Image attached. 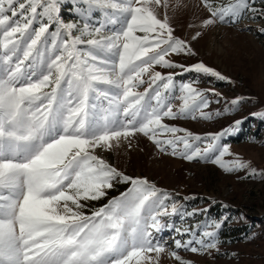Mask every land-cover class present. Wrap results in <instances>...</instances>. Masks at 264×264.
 Segmentation results:
<instances>
[{
	"label": "snow or ice",
	"instance_id": "obj_1",
	"mask_svg": "<svg viewBox=\"0 0 264 264\" xmlns=\"http://www.w3.org/2000/svg\"><path fill=\"white\" fill-rule=\"evenodd\" d=\"M72 3L77 18L65 22L60 0H0V264H158L166 250L193 264L181 249L219 254L227 212L212 218L209 205L188 210L193 194L181 199L97 153L143 136L159 152L257 175L247 161L222 159L229 145L221 138L244 117L203 133L165 122L212 120L221 112L206 111L211 103L224 99L223 112L234 113L243 98L228 100L162 69L228 80L202 60L185 65L171 55L197 56L194 42L218 23L264 18V0H201L207 15L188 25L187 38L175 34L168 12L180 0ZM97 11L102 22L90 24ZM118 183L126 187L109 197ZM189 218L195 222L184 225ZM163 229H174L171 240L158 238Z\"/></svg>",
	"mask_w": 264,
	"mask_h": 264
},
{
	"label": "rangeland",
	"instance_id": "obj_2",
	"mask_svg": "<svg viewBox=\"0 0 264 264\" xmlns=\"http://www.w3.org/2000/svg\"><path fill=\"white\" fill-rule=\"evenodd\" d=\"M60 2L63 5L65 0ZM168 3L175 4L176 0H168ZM72 8L69 9V14L76 16ZM159 11L162 13L163 9ZM168 12L176 25L175 34L182 38L191 35L189 24H196L199 18L207 15L201 0H180V7L176 10L169 8ZM59 15H64L62 8ZM98 20H103L101 13L99 16L92 14L89 23L95 24ZM260 28H264V18L261 17L242 18L235 24L218 23L215 27H209L194 42L197 56L171 55L174 61L185 65L202 60L229 77L228 80L204 77L196 72H183L179 68L162 69L175 73L177 80H196L195 86L198 88H215L228 100L236 96L243 98L234 113L223 112L224 99L219 103H211L206 111L221 112V115L212 120L189 117L167 119L165 122L203 133L219 131L231 125L232 121L244 117L240 123L243 126L241 129L221 138L222 143L229 145V152L222 159L226 162L237 158L247 161L257 170V175H246V169L228 173L211 160L186 161L172 156L170 152H159L143 136L131 140V147L128 146L129 141L122 140L119 145L113 143L110 149H101L97 153L126 174L147 176L157 187L178 193L181 199L193 194L194 198L184 202L188 210L203 209L205 205H209V217L216 218L222 212L228 213L229 219L219 230L222 241L218 245L219 254L214 250L211 255L195 254L183 249L179 251L182 257L193 261V264H264V174H261L264 173V117L251 115L254 111L264 110V34H261ZM118 187H122L123 191L126 185L118 183L113 189ZM117 193L109 190L108 196ZM212 200L216 203H212ZM105 202L104 198L92 201L88 208L93 209ZM221 204L228 207L221 208ZM204 215L205 213H200L197 219ZM174 222L180 226L178 215L174 217ZM194 222V219L189 218L183 224L190 226ZM173 231L174 229H163L158 238L171 240ZM251 233H255V237L246 239ZM168 246L174 247L171 244ZM158 264L179 262L168 256L166 250L160 255Z\"/></svg>",
	"mask_w": 264,
	"mask_h": 264
},
{
	"label": "trees",
	"instance_id": "obj_3",
	"mask_svg": "<svg viewBox=\"0 0 264 264\" xmlns=\"http://www.w3.org/2000/svg\"><path fill=\"white\" fill-rule=\"evenodd\" d=\"M61 3V2H60ZM257 4H259V0H257ZM71 7H73V3H72V0H68V2H66V0H65V3L63 4V5H61V7L60 8H62V12H63V14L64 15H61V17H62V19L65 21V22H70V21H73V20H75L77 17L76 16H72V15H70L69 13H71L70 12V8ZM93 15L94 16H99V12L97 11V12H94L93 13ZM103 34H108L107 32H105V33H103ZM241 127H243L241 124L240 125H238V126H236V129H241ZM236 129H235V131H236ZM228 134H230V133H228ZM228 134H226V135H224L222 138L224 139V138H226V136L228 135ZM231 137H233V138H238V136H231ZM122 190V187H118V188H115V189H113V190H110V192L111 193H116V192H119V191H121Z\"/></svg>",
	"mask_w": 264,
	"mask_h": 264
}]
</instances>
